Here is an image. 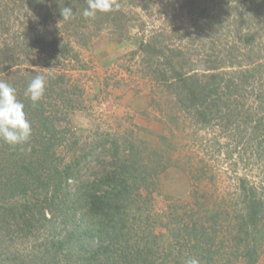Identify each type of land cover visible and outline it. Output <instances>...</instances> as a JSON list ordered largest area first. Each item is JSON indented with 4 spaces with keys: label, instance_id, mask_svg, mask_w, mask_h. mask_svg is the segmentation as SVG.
I'll use <instances>...</instances> for the list:
<instances>
[{
    "label": "trees",
    "instance_id": "16d2710c",
    "mask_svg": "<svg viewBox=\"0 0 264 264\" xmlns=\"http://www.w3.org/2000/svg\"><path fill=\"white\" fill-rule=\"evenodd\" d=\"M179 2L185 5L176 7ZM117 3V10L89 19L82 16L87 0H0V80L16 89L32 128L27 144L0 139V264H184L189 257L200 264H257L264 194L240 179L233 215L199 202L190 214L167 215L174 224L169 235L155 233L167 221L150 218L148 206L133 201L154 184L156 166L147 169L135 146L115 147L99 161L103 146L96 147L106 138L80 147L68 117L83 88L63 66L84 67L78 48L103 30L124 29L132 19L127 7L149 14L159 4L165 24L140 42L144 73L172 94L179 117L222 132L235 126L236 144L239 128L250 127L260 136L255 152L264 157V0ZM63 7L72 8L73 19L63 20ZM225 27L236 28L229 40L222 37ZM193 55H201L200 65L191 63ZM38 74L46 88L34 105L24 92ZM39 234L42 247L23 253L9 247L15 237Z\"/></svg>",
    "mask_w": 264,
    "mask_h": 264
},
{
    "label": "rangeland",
    "instance_id": "374dc122",
    "mask_svg": "<svg viewBox=\"0 0 264 264\" xmlns=\"http://www.w3.org/2000/svg\"><path fill=\"white\" fill-rule=\"evenodd\" d=\"M184 5L179 2L176 7ZM158 9L159 4H156L148 14L139 7H127L132 19L124 29L103 30L88 47L78 48L84 67L81 62L63 66L83 88L78 107L69 114L68 126L79 138L80 147L101 138L107 139L96 147L99 151L103 146L99 161L112 156L111 150L115 147L125 152V148L135 146L141 151L140 161L147 169L156 166L158 174L154 184L151 182L147 188H141L133 201V207L141 206V203L148 206L150 218L158 221L160 216L161 221H167L169 213L187 215L197 209L199 202L207 207L212 205L214 211L223 209L233 215L235 199L239 198L240 179H245L258 193L264 194V157L255 152L260 136L250 127L239 128L237 137L241 142L236 144L233 138L235 126L222 132L217 127L179 117L182 113L177 111L172 94L147 76L140 63L144 55L139 51L140 42L152 30L165 24ZM234 29L225 27L221 33H228V36L223 35V39L229 40ZM190 36L193 38L194 34ZM195 49L200 51L197 46ZM191 58V61L195 59L191 62L195 65L202 63L201 55ZM195 65L191 67L195 69ZM89 148L85 146V150ZM96 159L89 162L94 169ZM224 200L227 202L223 203ZM141 210L134 211L141 213ZM166 223L167 226H156L155 233L169 235L174 224ZM42 236L15 237L10 240L9 247L23 253L38 247ZM260 249L257 264H264V241Z\"/></svg>",
    "mask_w": 264,
    "mask_h": 264
},
{
    "label": "clouds",
    "instance_id": "9594fccd",
    "mask_svg": "<svg viewBox=\"0 0 264 264\" xmlns=\"http://www.w3.org/2000/svg\"><path fill=\"white\" fill-rule=\"evenodd\" d=\"M119 7L117 0H87V7L82 11V16L94 19L97 12L108 13ZM60 14L64 21L73 19L75 15L71 7H63ZM45 88L46 77L38 74L31 79L24 95L35 105L43 98ZM24 107V103L17 98L16 89L0 80V139L10 146L27 144L32 134ZM184 264H200V261L189 257Z\"/></svg>",
    "mask_w": 264,
    "mask_h": 264
}]
</instances>
